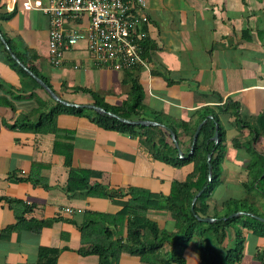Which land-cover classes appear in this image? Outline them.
Masks as SVG:
<instances>
[{
  "label": "crops",
  "instance_id": "0c3cea01",
  "mask_svg": "<svg viewBox=\"0 0 264 264\" xmlns=\"http://www.w3.org/2000/svg\"><path fill=\"white\" fill-rule=\"evenodd\" d=\"M25 1L0 0V37L16 51L32 50L38 73L64 101L94 104L90 91L108 105L120 106L130 91V85L123 82L124 73L97 65L84 41L65 52L60 66L51 65L49 17L38 10H25ZM30 1L46 4L48 0ZM144 11L148 23L141 27L147 38L142 55L149 68L131 72L143 91L141 117L153 121L154 114H163L194 125L202 108L219 113L218 108L231 100L239 105L244 123L259 131L258 119L264 125V0H146ZM84 25L83 20H76L67 27ZM0 85V264H39L41 247L58 250L55 264H99L98 256L80 253L88 247L81 243L80 232L85 211L116 214L127 204L130 187L167 196L172 181L183 182L193 170L192 164L173 168L153 160L136 138L98 128L87 116L58 115L56 133L25 128L48 111H38L36 98L47 108L54 100L36 81L15 71L2 54ZM219 119L225 130L224 151L221 174L207 202V217L214 219L215 213H223L226 202L246 204L249 210L240 216L250 218L249 227L235 226L241 232L243 250L234 264H264V225L253 222L264 224L257 219L264 220V131L252 142L254 133L238 125L230 112L219 113ZM192 137L180 132L182 153L191 150ZM61 144L72 145V166L89 170L90 184H100L121 196L68 197L64 192L68 168ZM249 172L256 176L261 172V176L247 190ZM29 178L39 181L35 184ZM24 211L26 222L50 221L49 225L34 233L21 224L2 235L17 224L16 214ZM147 217L161 232L176 231L168 211L149 210ZM233 228L227 230L220 251L238 243ZM111 229L116 237L126 238L125 226ZM171 251L164 242V257ZM182 257L185 264H200L194 241ZM116 264L148 263L122 253Z\"/></svg>",
  "mask_w": 264,
  "mask_h": 264
},
{
  "label": "trees",
  "instance_id": "16d2710c",
  "mask_svg": "<svg viewBox=\"0 0 264 264\" xmlns=\"http://www.w3.org/2000/svg\"><path fill=\"white\" fill-rule=\"evenodd\" d=\"M9 48L27 69L33 74L39 76L47 85L48 80L38 73L35 66L37 60L36 54L24 47L21 51H16L7 41ZM143 44V45H142ZM142 50L145 48L141 43ZM145 50V49H144ZM0 54L4 55L10 66L21 76L34 81L25 70H23L9 55L8 51L0 42ZM132 71H124L123 82L130 85V91L127 99L120 106H110L103 101L97 94L88 91L93 97L94 104L107 112H111L123 119L144 120L141 116L144 111L143 91L140 83L131 75ZM1 87V85H0ZM41 88V87H40ZM32 96V95H30ZM38 111L48 109L47 112L41 113L37 123L25 124V128L34 130L37 133H56L58 128L56 120L58 115L67 114L73 116H87L89 120L98 128L106 131H113L136 138L141 147L148 155L156 161L169 165L173 168H181L188 164L193 165L192 172L183 182L172 181L170 192L167 196L162 194L151 193L148 190L130 187L126 190L129 196L127 204L116 214H103L91 211H85L84 222L80 228L81 243L88 245L80 250L82 255H96L99 258V264H116L122 253L138 256L148 264H185L182 257L185 247L192 241L195 242V248L198 252L200 264H234L240 260L243 245L239 229L236 231L237 244L234 248H228L225 251H216L210 244L209 240L221 245L227 236V230L235 227L237 224L241 227H249L247 221L250 218L243 216L221 220V217L244 211L248 212L246 204L240 201H229L224 204L223 213L214 215V222L208 223L199 221L200 218L207 217V202L218 182L221 174L220 163L223 159L225 130L220 122L219 113L230 112L235 118L238 125L248 127L254 135L252 142H255L263 129L262 119H258L257 126L253 127L250 123H244L239 114V105L231 100L226 101L222 107H219V113L212 108H202L198 112V121L191 125L188 122L175 119L173 117L154 114L152 120L159 126H137L125 124L117 119L107 115H99L92 110L91 114L86 115L84 108L67 107L61 103L55 102L47 108V104L37 99ZM211 116V119L207 118ZM206 119L202 125L197 141L193 150H187L180 157L177 149L171 141L169 131H173L176 136L179 147L182 142L179 139L180 132L192 137L197 124ZM261 120V121H260ZM215 124L218 126V142L213 141ZM161 125L163 127H161ZM263 125V126H262ZM61 153L65 159V166L68 168V179L64 192L71 198H102L112 199L121 196L119 192L111 191L100 184H90V172L87 169L75 168L72 166V145L61 144ZM210 156L212 167V178L208 182V163L207 158ZM261 176V172L256 176L255 172H249L250 181L245 189L254 184ZM30 181L38 183V180L29 178ZM205 187V190L197 198L193 211L191 203L194 196ZM17 205V202H13ZM149 210L168 211L175 222V232H161L156 223L147 217ZM23 213H17V224L14 227L6 229L2 235H6L12 230L18 229L21 224L34 232L39 233L44 226L49 225L50 221L39 222L36 220L25 221ZM248 219V220H247ZM258 225H264L258 221H253ZM126 228V238L116 237L117 233L111 229ZM167 242L171 247V253L166 257L161 252L163 243ZM58 250L53 248H39V264H55Z\"/></svg>",
  "mask_w": 264,
  "mask_h": 264
},
{
  "label": "built area",
  "instance_id": "2783aa9c",
  "mask_svg": "<svg viewBox=\"0 0 264 264\" xmlns=\"http://www.w3.org/2000/svg\"><path fill=\"white\" fill-rule=\"evenodd\" d=\"M25 10H38L49 17L48 51L51 65L60 66L65 52L84 41L96 64L115 71L148 70L141 43L148 23L146 0H26ZM83 20L81 28L69 22Z\"/></svg>",
  "mask_w": 264,
  "mask_h": 264
},
{
  "label": "water",
  "instance_id": "95a60500",
  "mask_svg": "<svg viewBox=\"0 0 264 264\" xmlns=\"http://www.w3.org/2000/svg\"><path fill=\"white\" fill-rule=\"evenodd\" d=\"M0 41L3 43L4 47L7 49V51L9 52V55L10 57L23 69L26 71L27 74H29L30 77H32V79L34 81H36L39 86L43 89V91L51 98L53 99L54 101L58 102V103H61L62 105L64 106H68V107H75V108H84V109H88V110H92L94 111L95 113L99 114V115H107L111 118H114V119H117L118 121L122 122V123H125V124H131V125H137V126H159V124L157 122H153V121H147V120H128V119H123L111 112H107L105 111V109L99 107V106H96L95 104H86V105H78V104H73V103H69L67 101H64L63 99H61L41 78H39L38 76H36L35 74H33L29 69H27L21 62H19L18 58L11 52V50L9 49L5 39L3 37H0ZM209 119H211V117H209ZM205 121H203L202 123H200L194 134H193V137H192V145H191V150H190V153L192 152L193 150V147H194V144L196 143L197 141V138H198V135H199V131L203 125ZM170 133V137H171V141L173 142L174 144V147L177 149L178 151V154L180 157L183 156V153L182 151L180 150L179 148V145L176 141V136L175 134L173 133V131H169ZM218 139H219V136H218V126L217 124H215V132H214V136H213V141L215 143L218 142ZM210 156H208L207 158V163H208V182L211 181V178H212V167H211V164H210ZM205 190V187L199 191L195 197L192 199V203H191V210L193 211V208H194V205H195V202L197 200V198L202 194V192ZM240 215H246L245 212H237V213H234L232 215H229L228 217L226 218H223L222 220H226V219H231V218H235V217H238ZM197 219L199 221H204V222H208V223H211L214 221L213 218H210V217H206V218H200L198 216H196ZM257 218V217H256ZM258 220L264 222L263 219L261 218H257Z\"/></svg>",
  "mask_w": 264,
  "mask_h": 264
},
{
  "label": "rangeland",
  "instance_id": "374dc122",
  "mask_svg": "<svg viewBox=\"0 0 264 264\" xmlns=\"http://www.w3.org/2000/svg\"><path fill=\"white\" fill-rule=\"evenodd\" d=\"M235 231H237L236 230V228L234 227L233 228ZM209 244L216 250V251H218V252H220V245H217L214 241H211V240H209ZM236 245H235V243H234V245L232 246L233 248L235 247Z\"/></svg>",
  "mask_w": 264,
  "mask_h": 264
},
{
  "label": "bare ground",
  "instance_id": "6f19581e",
  "mask_svg": "<svg viewBox=\"0 0 264 264\" xmlns=\"http://www.w3.org/2000/svg\"><path fill=\"white\" fill-rule=\"evenodd\" d=\"M146 40H147V38H146ZM146 40H145V41H146ZM144 44H145V43H144ZM142 45H143V44H142ZM155 49H156V48H155ZM150 50H151V49H150ZM143 55H144V54H143ZM147 56H148V55H147ZM148 62H149V61H148ZM154 72H155V71H154ZM167 83H168V82H167ZM170 86H171V85H170Z\"/></svg>",
  "mask_w": 264,
  "mask_h": 264
}]
</instances>
